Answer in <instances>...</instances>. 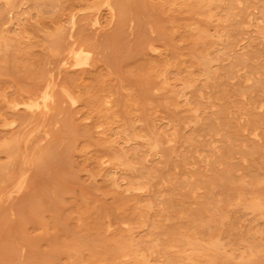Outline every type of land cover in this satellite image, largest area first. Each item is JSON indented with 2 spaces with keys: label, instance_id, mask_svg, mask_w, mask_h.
<instances>
[{
  "label": "rangeland",
  "instance_id": "rangeland-1",
  "mask_svg": "<svg viewBox=\"0 0 264 264\" xmlns=\"http://www.w3.org/2000/svg\"><path fill=\"white\" fill-rule=\"evenodd\" d=\"M0 264H264V0H0Z\"/></svg>",
  "mask_w": 264,
  "mask_h": 264
},
{
  "label": "bare ground",
  "instance_id": "bare-ground-1",
  "mask_svg": "<svg viewBox=\"0 0 264 264\" xmlns=\"http://www.w3.org/2000/svg\"><path fill=\"white\" fill-rule=\"evenodd\" d=\"M118 1H119V0H118ZM105 4H106V3H105ZM117 5H118V4H117ZM109 6H111V5H109ZM111 7H112V6H111ZM111 7H110V8H111ZM108 8H109V7H108ZM111 9H112V8H111ZM88 10H89V9H88ZM97 14H98V13H97ZM16 34H17V33H16ZM70 37H71V36H70ZM80 42H81V41H80ZM239 42H240V40H239ZM239 42H238V43H239ZM240 46H241V45H240ZM86 47H87V46H86ZM91 47H92V46H91ZM81 50H82V49H81ZM89 50H90V49H89ZM151 50H152V49H151ZM70 52H71V51H70ZM82 52H84V51H82ZM82 52H79V54H76V55L79 56L80 53H81V55L85 54V53L82 54ZM88 53H89V52H88ZM74 59H75V58H74ZM76 59L78 60L77 56H76ZM79 59H80V56H79ZM77 60H76L77 64L79 63V65H80V62L82 63V61H79V62H78ZM77 64L75 63V65H77ZM79 65H78V66H79ZM52 79H53V78H52ZM254 83H255V82H254ZM47 85H48V83H47ZM50 85H51V84H50ZM47 87H48V86H46V88H47ZM49 87H50V86H49ZM46 88H45V89H46ZM45 91H46V90H45ZM47 92H48V91H47ZM51 92H52V91H51ZM43 93H44V91H43ZM48 94H49V93H48ZM48 94H47V95H48ZM246 94H247V93H246ZM43 96H46V93H45V95L43 94ZM48 96H49V95H48ZM46 97H47V96H46ZM46 97H44V98H46ZM42 99H43V98H42ZM42 99H41V100H42ZM52 99H53V98H52ZM107 99H108V98H107ZM8 101H9V100H8ZM31 101H32V100H31ZM33 101H34V100H33ZM38 101H39V100H38ZM42 101H45V100L43 99ZM71 101H72V100H71ZM45 102H46V101H45ZM178 102H179V100H178ZM32 103H33V102H32ZM35 103H36V100H35ZM181 103H182V102H181ZM29 104H30V103H29ZM38 104H39V103H38ZM22 105H23V104H22ZM32 105H33V104H32ZM32 105H31V106H32ZM105 105H106V104H105ZM20 106H21V105H20ZM23 106H25V104H24ZM31 106H30V107H31ZM36 106H37V105H36ZM36 106H35V107H36ZM27 107H28V105H27ZM44 107H46V106L44 105ZM33 108H34V107H33ZM33 108H32V109H33ZM37 108H38V107H37ZM47 109H49V108H47ZM13 124H14V123H13ZM152 133H153V132H152ZM6 148H7V147H6ZM13 159H14V158H13ZM110 168H111V167H110ZM111 169H112V168H111ZM115 169H116V168H115ZM112 170H113V169H112ZM120 174H121V173H120ZM144 178H145V177H144ZM24 181H25V180H24ZM20 182H21V181H20ZM143 182H144V180H143ZM139 183H140V182H139ZM17 185H18L17 187H21V186H19V183H18ZM23 185H24V183H23ZM15 187H16V186H15ZM22 187H23V186H22ZM18 189H19V188H18ZM20 189H22V188H20ZM20 189H19V191H21ZM148 189H149V188H148ZM126 198H127V197H126ZM127 199H128V198H127ZM129 200H130V199H129ZM152 224H153V223H152ZM158 224H159V223H158ZM124 225H125V224H124ZM157 229H158V228H157ZM155 230H156V229H155ZM156 231H157V230H156ZM153 238H155V237H153ZM156 241H157V240H156ZM151 242H152V241H151ZM149 243H150V242H149ZM155 243H156V242H155ZM150 244H151V243H150ZM148 247H149V246H148ZM150 249H151V248H150Z\"/></svg>",
  "mask_w": 264,
  "mask_h": 264
}]
</instances>
